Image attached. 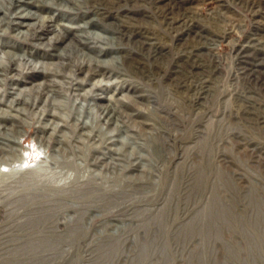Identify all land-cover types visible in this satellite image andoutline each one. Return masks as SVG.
Listing matches in <instances>:
<instances>
[{
  "label": "rangeland",
  "instance_id": "374dc122",
  "mask_svg": "<svg viewBox=\"0 0 264 264\" xmlns=\"http://www.w3.org/2000/svg\"><path fill=\"white\" fill-rule=\"evenodd\" d=\"M42 1L0 23V264H264V0Z\"/></svg>",
  "mask_w": 264,
  "mask_h": 264
},
{
  "label": "bare ground",
  "instance_id": "6f19581e",
  "mask_svg": "<svg viewBox=\"0 0 264 264\" xmlns=\"http://www.w3.org/2000/svg\"><path fill=\"white\" fill-rule=\"evenodd\" d=\"M57 0H51L49 2L46 3V5L49 8H56L55 6V2ZM42 0H0V23H3L4 25L7 26L8 29L11 30H15L17 31L18 34H25L27 36H29L30 31H34L35 34H37V27L40 26H47L45 25L48 22H53L54 19H47L46 17H42L39 16L38 13L36 11L30 10L28 8L29 5H34L37 8H40L42 5ZM107 7V6H106ZM181 7V6H180ZM179 7V8H180ZM174 18V17H173ZM29 20V21H27ZM56 20V19H55ZM175 21V20H174ZM177 21V20H176ZM173 22V21H172ZM53 24V23H52ZM55 24V23H54ZM95 24V23H94ZM71 25V24H70ZM70 25H66L61 23L60 26L62 27L60 29V27L56 26V25H52L51 27L54 28V31L56 30V33L53 37H51L49 39V44H50V49L53 50H58V53L52 56H56V57H60V58H66V56L68 55V52L66 50V48H62L59 49L58 47H56L55 45L58 44L59 42H62L64 39V34H63V27L68 28L69 29H78V27H74V26H70ZM81 28H86V26H80ZM26 28V31L22 30V29ZM190 28V27H189ZM40 30V29H39ZM124 33V32H121ZM34 34V35H35ZM198 34V33H196ZM129 37V36H128ZM80 38H81V43L85 44V45H89L87 41L89 39L88 36L84 35V34H80ZM101 38V37H100ZM85 40V41H83ZM200 41V40H199ZM7 46L4 43L0 44V48ZM49 48V47H48ZM44 49V48H43ZM0 51H2V56H0V80L1 77L4 76L6 74V70H10L14 67L15 62L18 59H21V56H18V54L13 53L11 51H6L3 49H0ZM56 53V52H55ZM122 53V52H121ZM25 55H22V57H24ZM123 56V54H122ZM5 58L8 60V67L9 69H5L4 65L1 63L2 59ZM37 69V67H36ZM38 70V69H37ZM257 71V70H256ZM94 72V71H93ZM34 73H39L38 71L36 72L34 70ZM42 73V72H41ZM44 73H47L44 71ZM88 74V73H87ZM48 86L51 88L50 83L48 84ZM53 86V85H52ZM33 88V87H32ZM26 91V92H25ZM30 92L29 94L32 93V90H28L27 89H22L21 93L18 94V96L12 100H10V102H8L7 104V108H9V111L11 110L12 112H16L13 115H9V116H5V117H19V114L22 112V110L20 108H18V106L24 102L23 100V92L27 93ZM50 91V90H49ZM36 92L39 93L38 99L40 97H48V92H45V89L41 86L39 87ZM51 92V91H50ZM28 94V93H27ZM89 96V95H88ZM46 102V101H45ZM85 106V105H84ZM83 107V106H82ZM8 110V109H7ZM8 111V112H9ZM96 113L97 111V106H92L90 109V114L89 116L92 115V113ZM7 112V111H6ZM85 114V108L83 107L82 110H80V115ZM104 115L107 116V121L111 122L112 118L114 119V110L110 109V108H106L103 111ZM43 114H45V112H43ZM5 122L11 121L10 119L6 118ZM2 122V121H1ZM17 122V121H16ZM53 122V121H52ZM19 123V122H18ZM20 124V123H19ZM18 124V125H19ZM58 124V122H57ZM88 124V123H87ZM107 124V122H106ZM119 124V123H118ZM61 125V124H60ZM83 125V124H82ZM116 125V124H115ZM7 126V125H5ZM2 125V127L0 126V131H3L4 133H8V131H10L11 127H5ZM15 126V123H12V127ZM62 126V125H61ZM57 127V126H56ZM48 128V127H47ZM59 128V127H58ZM104 128V127H103ZM116 129V128H115ZM57 130V129H56ZM104 130V129H103ZM117 130V129H116ZM42 137H40L41 139ZM97 139V138H96ZM18 143L10 138L7 137H0V149H6V147H10V148H17ZM59 147V146H58ZM6 151V150H4Z\"/></svg>",
  "mask_w": 264,
  "mask_h": 264
}]
</instances>
